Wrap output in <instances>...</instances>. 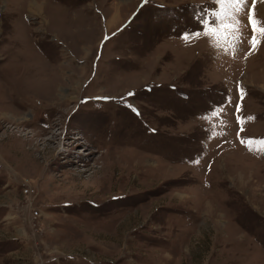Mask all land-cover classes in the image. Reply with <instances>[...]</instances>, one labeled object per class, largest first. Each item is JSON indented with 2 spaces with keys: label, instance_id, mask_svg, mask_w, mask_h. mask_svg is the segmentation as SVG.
Here are the masks:
<instances>
[{
  "label": "rangeland",
  "instance_id": "374dc122",
  "mask_svg": "<svg viewBox=\"0 0 264 264\" xmlns=\"http://www.w3.org/2000/svg\"><path fill=\"white\" fill-rule=\"evenodd\" d=\"M237 7L0 0V264H264V0Z\"/></svg>",
  "mask_w": 264,
  "mask_h": 264
},
{
  "label": "snow or ice",
  "instance_id": "6c2138e0",
  "mask_svg": "<svg viewBox=\"0 0 264 264\" xmlns=\"http://www.w3.org/2000/svg\"><path fill=\"white\" fill-rule=\"evenodd\" d=\"M232 2L238 6L237 11H240L241 8L239 6L243 5L246 2V0H232ZM255 3H256V0H253V5H255ZM248 23H249L250 27L253 29V40L251 43H252L253 49H255V47L258 44V41H256V39H255V33L257 32V26L261 25L262 22L257 20V19H254L253 9H248ZM233 27L235 30L236 26L234 25ZM259 31L261 33H264V26L259 27Z\"/></svg>",
  "mask_w": 264,
  "mask_h": 264
}]
</instances>
